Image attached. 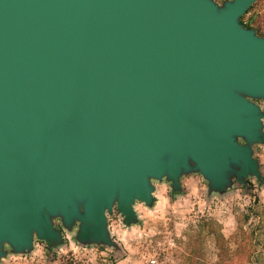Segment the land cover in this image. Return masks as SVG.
<instances>
[{"label": "water", "instance_id": "water-1", "mask_svg": "<svg viewBox=\"0 0 264 264\" xmlns=\"http://www.w3.org/2000/svg\"><path fill=\"white\" fill-rule=\"evenodd\" d=\"M255 1L0 0V259L60 242L54 217L113 244L104 210L135 222L152 178L261 176Z\"/></svg>", "mask_w": 264, "mask_h": 264}, {"label": "rangeland", "instance_id": "rangeland-1", "mask_svg": "<svg viewBox=\"0 0 264 264\" xmlns=\"http://www.w3.org/2000/svg\"><path fill=\"white\" fill-rule=\"evenodd\" d=\"M215 1L222 5L226 0ZM241 22L264 36V0L255 1ZM253 100L264 111V98ZM253 150L260 177L249 175L245 182L233 177L222 191H210L209 181L199 172L184 174L180 190L166 178L154 181L158 197L153 194L152 206L136 201V221L130 224L114 205L113 213L107 214L111 245L83 243L77 238L78 224L68 229L54 217L55 227L62 231L60 242L51 245L35 236L32 250L22 253L5 244L7 254L0 264H176L189 237L200 242L202 254L213 262L216 243L227 239L228 248L234 249L244 231L257 249L264 250V143H255Z\"/></svg>", "mask_w": 264, "mask_h": 264}, {"label": "trees", "instance_id": "trees-1", "mask_svg": "<svg viewBox=\"0 0 264 264\" xmlns=\"http://www.w3.org/2000/svg\"><path fill=\"white\" fill-rule=\"evenodd\" d=\"M243 236L244 238L239 240L234 249L228 248L227 239L222 238V243H216L218 245L217 259L213 262L208 261L206 255L202 254L200 242L189 237L190 241L186 245L185 252L176 264H264V250L254 246V241L249 238L250 234L244 231Z\"/></svg>", "mask_w": 264, "mask_h": 264}, {"label": "clouds", "instance_id": "clouds-1", "mask_svg": "<svg viewBox=\"0 0 264 264\" xmlns=\"http://www.w3.org/2000/svg\"><path fill=\"white\" fill-rule=\"evenodd\" d=\"M260 124L261 125H264V116H262L261 117V119H260ZM260 131H261V133H264V127H262L261 129H260ZM165 178H167L166 176L165 177H162L161 179H159V180H163V179H165ZM168 179V178H167ZM158 179H155V178H152L151 180H150V183H151V185L153 186V182L154 181H159ZM152 194H153V192L151 193V196H152ZM138 200H140V199H135L134 200V202L135 201H138ZM134 202H133V204L131 205V210H132V212L134 213ZM117 202H114L113 203V205H112V208H113V206L116 204ZM112 208H111V210H112ZM111 211H109L107 208L104 210V213H103V215H104V217H105V219H106V213H110ZM121 212V211H120ZM122 213V212H121ZM122 214H124V213H122ZM106 231H107V233H108V236H109V231H108V221H107V219H106ZM37 234L36 233H33V237L34 236H36ZM33 237H32V242H33ZM5 244H8V243H4V245ZM3 245V246H4ZM9 245V244H8Z\"/></svg>", "mask_w": 264, "mask_h": 264}, {"label": "crops", "instance_id": "crops-1", "mask_svg": "<svg viewBox=\"0 0 264 264\" xmlns=\"http://www.w3.org/2000/svg\"><path fill=\"white\" fill-rule=\"evenodd\" d=\"M160 187L163 188L162 185H160ZM161 190H162V189H161ZM161 190H159V191L161 192ZM157 191H158V186H156V189H155V191L153 192V194L155 195V197H158Z\"/></svg>", "mask_w": 264, "mask_h": 264}]
</instances>
